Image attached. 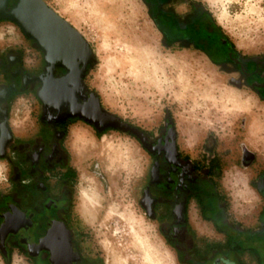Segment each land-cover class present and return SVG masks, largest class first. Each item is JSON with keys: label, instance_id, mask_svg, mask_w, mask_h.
Returning <instances> with one entry per match:
<instances>
[{"label": "flooded vegetation", "instance_id": "obj_1", "mask_svg": "<svg viewBox=\"0 0 264 264\" xmlns=\"http://www.w3.org/2000/svg\"><path fill=\"white\" fill-rule=\"evenodd\" d=\"M142 1L166 46L204 52L229 73V81L255 92L264 101V55H244L234 48L199 0ZM14 5L10 0L9 7ZM22 34L27 45L39 53L38 66L25 68L21 48H0V159L11 165V187L0 191V257L11 264L13 251L19 250L28 264H104L100 255L89 253L85 231L75 218L73 163L64 142L68 126L77 122L100 135L95 123L78 116L82 112L91 111L100 126L112 120L97 110L98 103L103 109L104 104L87 83L94 58L86 65L84 57L77 59L76 75L81 80L74 81L77 90L73 98L59 109L55 101L44 106L39 96L46 66L44 54L23 30ZM67 74L68 70L58 65L52 77ZM21 93L35 97L39 121V131L27 138L18 137L9 123L10 105ZM118 122L136 131L127 133L148 157L139 201L179 263L264 264V203L253 223L230 217L227 197L219 183L224 162L214 134L208 133L190 154L188 138L182 136L169 111L154 127L122 118ZM109 130L120 129L107 127L103 133ZM256 159L251 151L241 154L239 150L237 154V162L244 168L252 167ZM252 179L264 198V168ZM193 201L203 219L214 226V236H201L193 228Z\"/></svg>", "mask_w": 264, "mask_h": 264}, {"label": "rangeland", "instance_id": "obj_2", "mask_svg": "<svg viewBox=\"0 0 264 264\" xmlns=\"http://www.w3.org/2000/svg\"><path fill=\"white\" fill-rule=\"evenodd\" d=\"M46 1L90 43L94 61L87 83L98 92L108 110L142 127L156 126L164 113L169 111L188 141L198 139L201 145L208 132L217 133L225 165L236 162L238 148L234 143L221 139L218 133L238 131L243 127L245 116L226 118L222 116L223 111L215 110L212 105H195L189 98L179 101L175 96L179 86L174 82L180 72L171 67L165 69L161 89L134 81L113 64L122 48L117 44L115 31L122 27L134 31L138 37L155 36V46L162 54L187 55L190 67L185 74L193 81L200 82V69L207 67L213 70L211 94L216 100L225 90H236L250 98L255 97L248 89L244 91L232 87L229 73L217 67L204 52L182 49L180 45L166 46L142 0ZM199 1L214 16L212 18L220 30L240 53L264 55V0ZM1 21L16 24L7 19ZM17 27L22 33L19 25ZM3 47H8V44L5 42ZM32 47L36 48L34 44ZM202 97L200 95L199 99ZM254 112L264 114V104L256 105ZM71 162L75 186L74 214L85 231L89 253L100 255L105 260L104 264H112L114 260L124 264H158L163 259V237L155 223L146 216L139 201L149 160L138 141L122 130H109L96 136L95 146L80 151L79 156L72 154ZM260 164L256 160L248 169L250 177H255ZM83 190L87 195L85 210L80 208ZM260 207L261 204L252 218H256L255 213Z\"/></svg>", "mask_w": 264, "mask_h": 264}, {"label": "clouds", "instance_id": "obj_3", "mask_svg": "<svg viewBox=\"0 0 264 264\" xmlns=\"http://www.w3.org/2000/svg\"><path fill=\"white\" fill-rule=\"evenodd\" d=\"M5 42L11 48L22 49V62L26 69L38 66L39 53L26 45L23 34L18 30L17 25L12 22L0 21V48L4 46ZM251 100L255 105L261 103L256 97H252ZM69 110L71 111V109ZM36 111V99L32 95L21 93L14 98L10 105L9 123L18 137L27 138L39 131ZM51 118L49 115V119ZM218 135L229 144L234 143L241 154L247 151L253 152L258 157L264 154V122H261L259 126L255 123L245 122V125L238 131H222ZM102 139H106V137H102ZM95 140V132L80 122L69 125L64 136L66 151L70 156L72 154L79 156L81 148ZM197 144L198 141L195 140H189L186 143L190 154L193 153ZM195 158L196 156L193 155V159ZM10 173L9 161L0 159V191L11 187ZM219 183L227 197L228 214L237 221L251 217L257 207L264 203V198L252 186L249 171L241 169L235 163L229 164L223 169ZM191 223L201 236L212 237L216 234L211 222L204 220L200 215L195 201H193ZM161 247L163 259L158 264H178L175 252L163 239H161ZM0 264H5V260L0 258ZM11 264H28V259L19 250H14Z\"/></svg>", "mask_w": 264, "mask_h": 264}, {"label": "water", "instance_id": "obj_4", "mask_svg": "<svg viewBox=\"0 0 264 264\" xmlns=\"http://www.w3.org/2000/svg\"><path fill=\"white\" fill-rule=\"evenodd\" d=\"M10 0H0V19L15 22L26 36L34 40V44L44 54L46 66L42 74L43 90L39 93L44 106L50 101L58 104V109L73 98L77 89L74 81L81 78L76 75L77 59L84 57V65L94 58V51L83 34L65 17L52 8L46 0H14V7H9ZM60 65L68 70V74L53 79L56 67ZM80 74H83L81 72ZM79 74V75H80ZM231 83H233L231 81ZM234 84V83H233ZM82 89L84 85L81 84ZM93 95H97L93 92ZM97 110L110 117V122L98 125L91 111L82 112L78 116L88 123H95L100 133L103 128L115 127L127 132L136 131L129 129L127 124L118 122L120 118L115 113L104 109L98 103Z\"/></svg>", "mask_w": 264, "mask_h": 264}, {"label": "bare ground", "instance_id": "obj_5", "mask_svg": "<svg viewBox=\"0 0 264 264\" xmlns=\"http://www.w3.org/2000/svg\"><path fill=\"white\" fill-rule=\"evenodd\" d=\"M120 30V31H119ZM116 32L115 39L117 44L122 46L121 51L116 54L113 64L121 68L134 81L139 82L147 87L161 89L163 87L164 72L167 67L179 70L177 80L174 82L179 86L175 96L179 101L184 102L185 99H191L195 105L204 104L212 105L215 110L223 111V117L237 118L241 115L247 117L249 123H255L257 126L264 122V114H256L254 112L255 104L252 103L250 97L236 90H225L221 92L219 100L212 96L213 89V70L210 68L200 69V82L193 81L185 74L190 67L187 64L189 57L185 54H162L161 50L155 46V36L145 35L138 37L134 31L121 27ZM143 38V39H142ZM195 67L196 65H191ZM205 74V75H204ZM205 76V77H204ZM203 81V82H202ZM171 83V84H174ZM170 84V85H171ZM203 84V85H202ZM202 95V99L199 96ZM96 145V140L90 144H86L81 151H86ZM86 194L84 190L80 194V208L85 210ZM112 264H124L121 261L114 260Z\"/></svg>", "mask_w": 264, "mask_h": 264}, {"label": "crops", "instance_id": "obj_6", "mask_svg": "<svg viewBox=\"0 0 264 264\" xmlns=\"http://www.w3.org/2000/svg\"><path fill=\"white\" fill-rule=\"evenodd\" d=\"M208 58L212 61V59L208 56ZM213 62V61H212ZM214 63V62H213ZM215 64V63H214ZM217 67H219L217 64H215ZM229 83H230V85H232V87H235V88H237V89H240V90H247L246 88H244V87H242V86H240V85H235V84H233V83H231V81H229ZM248 91H250L249 93H251L252 95H254L256 98H258L259 99V101L261 102V104H264V101L263 100H260V98L256 95V93L255 92H253V91H251V90H249L248 89ZM247 121V118H246V116L242 119V125L244 126L245 125V122ZM208 133H212V132H208ZM207 133V134H208ZM212 134H214L215 136H216V134L217 133H212ZM195 141H198V139L197 140H195ZM219 141V140H218ZM198 143H199V141H198ZM219 144V143H218ZM218 151H219V153H221L220 152V149H219V145H218ZM238 152H239V148H238V150H237V154H238ZM222 154V153H221ZM237 154H236V162H235V164H237L241 169H250V168H244V167H242L238 162H237ZM222 158H223V155H222ZM256 160H258L261 164L259 165V167H260V169L261 168H264V154H262V155H260L259 157L257 156V159ZM223 162H224V164H223V169L226 167V165H225V160L223 159ZM259 169V170H260ZM254 176H252V177H250V179H251V182L253 181V178ZM253 186V185H252ZM254 187V186H253ZM254 189L258 192V190L254 187ZM259 193V192H258ZM259 195L261 196V194L259 193ZM262 197V196H261ZM262 207H263V203H261V207H260V209H259V211L257 212V213H255L256 214V217H257V215L259 214V212L261 211V209H262ZM254 214V213H253ZM253 216H251V217H248V218H246V222L247 223H253V220H255L256 218H252Z\"/></svg>", "mask_w": 264, "mask_h": 264}, {"label": "trees", "instance_id": "obj_7", "mask_svg": "<svg viewBox=\"0 0 264 264\" xmlns=\"http://www.w3.org/2000/svg\"><path fill=\"white\" fill-rule=\"evenodd\" d=\"M216 26H217V28H219L220 29V27L216 24ZM212 59V58H211Z\"/></svg>", "mask_w": 264, "mask_h": 264}]
</instances>
